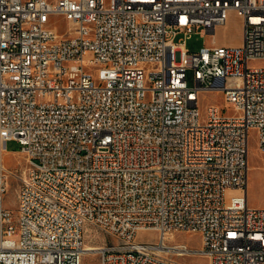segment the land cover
I'll use <instances>...</instances> for the list:
<instances>
[{
  "label": "built area",
  "instance_id": "built-area-1",
  "mask_svg": "<svg viewBox=\"0 0 264 264\" xmlns=\"http://www.w3.org/2000/svg\"><path fill=\"white\" fill-rule=\"evenodd\" d=\"M231 11L242 41L222 44ZM194 33L213 43L190 50ZM262 57L264 0H0L1 149L16 139L26 158L0 162V264H264L248 199ZM209 92L225 106L202 108Z\"/></svg>",
  "mask_w": 264,
  "mask_h": 264
},
{
  "label": "rangeland",
  "instance_id": "rangeland-1",
  "mask_svg": "<svg viewBox=\"0 0 264 264\" xmlns=\"http://www.w3.org/2000/svg\"><path fill=\"white\" fill-rule=\"evenodd\" d=\"M55 23L60 31L68 30L70 23L64 18H58ZM243 25L242 18L235 12L231 11L226 25L217 28V37L219 43L222 44H238L242 41ZM181 35L176 39H180ZM213 43L212 35H202L201 33H194L187 40V47L192 50H198L203 45ZM255 66H264V57L253 60ZM188 79L190 84H193V71L188 72ZM215 102L225 106V98L222 93L209 92L202 95L201 107L204 108L207 103ZM228 108L232 104H228ZM249 174H248V199L251 206L264 207V153L259 149L258 134L255 129L249 132ZM0 156L3 157L7 167L15 170L22 168L26 164V158L22 154V144L16 139L8 140L4 150H1L0 142ZM1 162V158H0ZM20 182L13 176L9 178V187L4 194L5 205L9 207L14 215L17 214V191ZM157 234L152 230L139 231L136 234V239L151 241L155 240ZM178 240H186L193 246H199L201 239L199 234L190 232L177 233ZM86 259H91L93 256L87 255ZM186 259L194 264H209V259L206 257H186Z\"/></svg>",
  "mask_w": 264,
  "mask_h": 264
},
{
  "label": "bare ground",
  "instance_id": "bare-ground-1",
  "mask_svg": "<svg viewBox=\"0 0 264 264\" xmlns=\"http://www.w3.org/2000/svg\"><path fill=\"white\" fill-rule=\"evenodd\" d=\"M4 147H5V144L3 143L2 144V148H3V150H4ZM2 150V149H1ZM0 158L4 161V159H3V157L2 156H0ZM172 236H175V235H171V237ZM93 245L92 244H89V248H94V247H92Z\"/></svg>",
  "mask_w": 264,
  "mask_h": 264
}]
</instances>
